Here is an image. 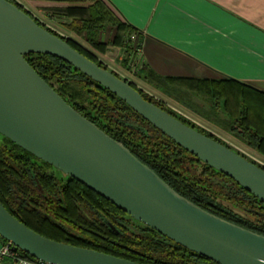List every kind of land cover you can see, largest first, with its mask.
Returning <instances> with one entry per match:
<instances>
[{
	"label": "water",
	"instance_id": "1",
	"mask_svg": "<svg viewBox=\"0 0 264 264\" xmlns=\"http://www.w3.org/2000/svg\"><path fill=\"white\" fill-rule=\"evenodd\" d=\"M70 64L187 152L264 203V169L147 101L7 0H0V135L187 250L217 264H264V237L212 215L166 184L122 143L88 121L27 62ZM0 237L49 264H139L60 243L31 230L0 202Z\"/></svg>",
	"mask_w": 264,
	"mask_h": 264
},
{
	"label": "trees",
	"instance_id": "2",
	"mask_svg": "<svg viewBox=\"0 0 264 264\" xmlns=\"http://www.w3.org/2000/svg\"><path fill=\"white\" fill-rule=\"evenodd\" d=\"M7 1L28 13L15 0ZM37 23L109 70L96 56L74 41L62 37L39 21ZM81 25L82 22L77 21L70 27L79 29ZM100 30L97 25H88L87 42L105 53V45L99 43ZM127 32L126 27L118 25L115 43ZM26 60L67 104L122 143L179 195L212 215L264 237V203L257 197L187 152L123 100L70 64L50 55L31 54L26 56ZM111 72L121 78L116 72ZM128 83L150 103L236 151L163 102ZM244 90L256 93L250 88ZM242 94L237 113L231 114L233 132L247 147L264 156V114L256 112L246 91ZM60 173L0 135V202L36 233L60 243L139 264H217L134 220L111 202Z\"/></svg>",
	"mask_w": 264,
	"mask_h": 264
},
{
	"label": "crops",
	"instance_id": "3",
	"mask_svg": "<svg viewBox=\"0 0 264 264\" xmlns=\"http://www.w3.org/2000/svg\"><path fill=\"white\" fill-rule=\"evenodd\" d=\"M15 1L62 37L123 68L130 79L108 69L235 150L233 144H245L233 132L231 114L244 91L264 114V0ZM77 21L81 27L71 29ZM88 25L101 27L105 53L87 42ZM118 25L128 32L115 43ZM252 151L253 161L264 167V156Z\"/></svg>",
	"mask_w": 264,
	"mask_h": 264
},
{
	"label": "built area",
	"instance_id": "4",
	"mask_svg": "<svg viewBox=\"0 0 264 264\" xmlns=\"http://www.w3.org/2000/svg\"><path fill=\"white\" fill-rule=\"evenodd\" d=\"M0 264H49L40 260L30 259L12 243L0 237Z\"/></svg>",
	"mask_w": 264,
	"mask_h": 264
},
{
	"label": "rangeland",
	"instance_id": "5",
	"mask_svg": "<svg viewBox=\"0 0 264 264\" xmlns=\"http://www.w3.org/2000/svg\"><path fill=\"white\" fill-rule=\"evenodd\" d=\"M57 29V28H56ZM77 41H79V42H81L80 40H77ZM83 44V43H82ZM85 48H87V47H85ZM88 49V48H87ZM90 51V50H89ZM91 52L93 53V55H97L94 51H92L91 50ZM99 58H100V60L102 61V63L103 64H105V66H107L109 69H111V70H114V71H116V72H118V73H120L121 75H123V76H127L129 79H130V76L127 74V72L123 69V68H120V66H116L115 65V63L114 62H110L109 61V59H105V58H103V57H101L100 55H97ZM142 87V86H141ZM144 88V87H143ZM146 89V88H145ZM166 105V104H165ZM168 108H170L168 105H166ZM170 109H172V108H170ZM173 110V109H172ZM183 116V115H182ZM185 117V116H184ZM185 118H187V117H185ZM188 119V118H187ZM190 120V119H189ZM191 121V120H190ZM200 127V126H199ZM234 145V147H236L237 149H239V150H236V151H239L240 153H244L243 155H245V156H247L249 159H251V160H254L256 157L254 156V153H253V151L252 150H250V149H248L247 148V146L245 145V146H241V145H235V144H233ZM61 174V173H60ZM61 176H63L62 174H61Z\"/></svg>",
	"mask_w": 264,
	"mask_h": 264
},
{
	"label": "flooded vegetation",
	"instance_id": "6",
	"mask_svg": "<svg viewBox=\"0 0 264 264\" xmlns=\"http://www.w3.org/2000/svg\"><path fill=\"white\" fill-rule=\"evenodd\" d=\"M63 174V173H62Z\"/></svg>",
	"mask_w": 264,
	"mask_h": 264
}]
</instances>
